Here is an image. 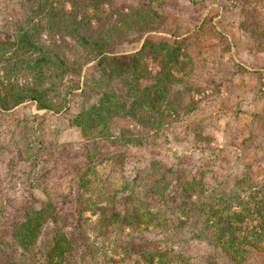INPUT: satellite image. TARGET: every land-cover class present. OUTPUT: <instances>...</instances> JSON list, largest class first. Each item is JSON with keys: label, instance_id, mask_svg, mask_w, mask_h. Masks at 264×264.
<instances>
[{"label": "rangeland", "instance_id": "rangeland-1", "mask_svg": "<svg viewBox=\"0 0 264 264\" xmlns=\"http://www.w3.org/2000/svg\"><path fill=\"white\" fill-rule=\"evenodd\" d=\"M34 4V0H11L3 9L5 5L0 3V23L6 18L20 20ZM111 4L126 13L139 7L155 13L154 27L127 33L130 39L115 46L117 53L135 51L145 39L181 44L191 61L182 76L191 87L195 106L191 112L174 116L160 130L144 129L129 117L114 119L109 131L113 135L86 146L88 150L97 147L100 153L88 171L95 192H83L82 196L97 199L100 195L98 204L109 209L113 208V199L115 208L120 209L126 194L122 190L127 188L134 193V204L164 211V197L146 194L138 184L152 159L173 169L178 180L201 177L204 186L214 189L221 184L220 192L227 191L233 179L243 178V188L262 183L264 0H111ZM39 31L45 39V31ZM148 66L156 70L152 61ZM90 69L91 62L83 63L81 75H71L70 82L84 77ZM66 98V107L57 113L36 110L32 103L0 110V250L3 242H10V227L24 215L27 206H37L47 199L64 200L54 224L62 227L76 248L86 244L93 251L82 263L68 257L62 264H145L133 253L152 246L145 230L128 227L92 231L89 223H94L97 215L85 203L77 206L80 218L85 219L82 227L76 229L72 224L77 204L74 199L81 191L75 177L85 170L86 142L71 118L81 108L84 97L73 89ZM117 134L118 140L113 137ZM134 175L138 177L137 187L132 190ZM181 187L173 184L166 192L186 205L170 212V216L166 214L173 233L167 240L159 239L157 247L169 248L186 259L167 264H236L207 239L190 238L191 223L198 220L196 198H188ZM53 232L52 223L40 226L36 242L24 258L27 264L43 262ZM8 259L3 262L0 256V264H8ZM238 264H264V254H249Z\"/></svg>", "mask_w": 264, "mask_h": 264}, {"label": "trees", "instance_id": "trees-1", "mask_svg": "<svg viewBox=\"0 0 264 264\" xmlns=\"http://www.w3.org/2000/svg\"><path fill=\"white\" fill-rule=\"evenodd\" d=\"M10 1L0 0L5 5L3 9ZM34 1V7L20 20L6 18L0 23V35L9 31L0 38V110L32 103L36 110L57 113L66 107V95L78 89L84 98L71 124L81 129L85 147L89 142L113 135L109 131L116 118L129 117L144 129L160 130L180 112L193 110L191 87L182 76L191 61L178 41L145 39L135 51H115L118 43L130 39L127 33L153 28L154 12L139 7L126 13L113 7L111 0ZM39 29L45 31V39ZM148 61L156 65L155 71L149 68ZM86 62H91L90 71L71 83L70 76H80L82 64ZM118 136L113 137L118 140ZM99 153L97 147L93 150L86 147L85 170L75 177L77 188L81 190L80 196L74 199L77 204L72 213L76 215L72 223L76 229H80L85 220L79 216L78 203H85L91 213L97 215V220L89 223L92 231L110 232L107 228L118 231L131 227L133 231L145 230L150 234L152 246L133 250L138 261L167 264L174 259L185 260L178 252L157 247L159 239L167 240L168 234L173 233L166 214L170 216L175 209L186 205L182 199L166 193L170 185L181 184L188 198H196L194 207L198 220L191 223L190 238L207 239L236 264L249 254H264V181L243 188V178L233 179L228 190L220 192L221 184L214 189L204 186L201 177L178 180L173 169L152 159L138 184L146 194L163 196L165 210L134 204V193L127 188L122 190L126 193L122 196V208L116 209L115 201L109 199L113 206L109 209L98 204L100 195L97 199L82 196L83 192H95L94 180L88 176V171L92 170L93 159ZM131 178L135 185L133 190L138 177ZM136 196L141 200L138 193ZM56 202L47 199L37 206L26 207L24 215L10 227V242L2 243L3 262L9 258L8 264H27L24 258L36 242L40 226L48 222L54 226L51 246L43 262L38 264H62L68 257L82 263L92 254L93 250L86 244L76 248L62 227L54 224L59 217L57 210L65 201Z\"/></svg>", "mask_w": 264, "mask_h": 264}]
</instances>
